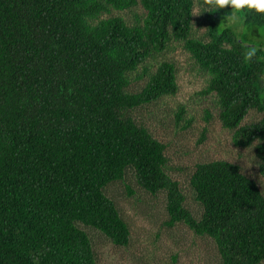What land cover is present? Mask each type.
I'll return each instance as SVG.
<instances>
[{
  "label": "trees",
  "instance_id": "16d2710c",
  "mask_svg": "<svg viewBox=\"0 0 264 264\" xmlns=\"http://www.w3.org/2000/svg\"><path fill=\"white\" fill-rule=\"evenodd\" d=\"M195 3L0 0V264H97L83 227L127 246L129 226L105 189L128 172L146 192L165 194L166 225L209 238L221 264H264L259 184L229 161L196 163L194 215L168 173L166 143L136 116L177 94L175 64L156 62L176 43L264 178V57L244 60L251 38L228 27L229 8L200 4L194 21ZM135 7L132 21L119 14ZM253 25L264 37V22ZM250 111L260 119L242 125Z\"/></svg>",
  "mask_w": 264,
  "mask_h": 264
},
{
  "label": "rangeland",
  "instance_id": "374dc122",
  "mask_svg": "<svg viewBox=\"0 0 264 264\" xmlns=\"http://www.w3.org/2000/svg\"><path fill=\"white\" fill-rule=\"evenodd\" d=\"M138 12L140 10L135 7L119 14L132 21L134 13ZM200 12L201 6L197 11L195 3L194 21ZM193 33L196 37H203L205 29L194 24ZM161 60L175 64L178 92L138 110L136 116L166 143L165 154L171 168L168 173L179 182L186 207L194 215L199 213L198 203L188 187V177L196 163L210 160H226L240 166L242 172L254 179L264 192V178L259 172L254 150L236 145L232 131L221 126L216 98L205 93L207 77L199 71L190 55L180 45L172 43L157 55L156 62ZM139 83L133 82L131 89L134 90ZM180 110L183 113L178 121L176 113ZM260 117L250 111L242 125ZM105 192L128 224L130 240L127 246H115L100 232L83 227L92 241L97 264H221L209 238L194 234L182 223L166 225L165 194L146 192L129 172L122 181L110 183Z\"/></svg>",
  "mask_w": 264,
  "mask_h": 264
},
{
  "label": "flooded vegetation",
  "instance_id": "af4514ba",
  "mask_svg": "<svg viewBox=\"0 0 264 264\" xmlns=\"http://www.w3.org/2000/svg\"><path fill=\"white\" fill-rule=\"evenodd\" d=\"M235 16L236 18L232 19L233 11L230 9L227 17L228 27L233 32L241 33L243 36L248 35L251 38V42L245 43V45L248 47L255 46L259 50L260 56L264 57V37L261 36V28L258 25H253L258 20L264 22V14H257L245 9L241 13L235 14Z\"/></svg>",
  "mask_w": 264,
  "mask_h": 264
},
{
  "label": "clouds",
  "instance_id": "9594fccd",
  "mask_svg": "<svg viewBox=\"0 0 264 264\" xmlns=\"http://www.w3.org/2000/svg\"><path fill=\"white\" fill-rule=\"evenodd\" d=\"M200 4L206 10H223L229 8L233 11L232 19L236 18L235 14L241 13L245 9L257 14H264V0H200V3L197 4V11L199 10ZM257 51L258 49L255 46H249L244 55V60L246 62L251 61L256 56Z\"/></svg>",
  "mask_w": 264,
  "mask_h": 264
}]
</instances>
